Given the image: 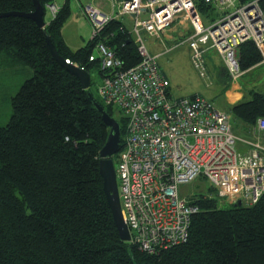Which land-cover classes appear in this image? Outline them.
<instances>
[{"label": "trees", "instance_id": "obj_1", "mask_svg": "<svg viewBox=\"0 0 264 264\" xmlns=\"http://www.w3.org/2000/svg\"><path fill=\"white\" fill-rule=\"evenodd\" d=\"M38 1L45 10L54 0ZM68 1L44 27L26 16L0 15V54L33 70L0 126V264H264V193L247 206L199 194L188 239L158 254L120 239L99 172L109 127L77 77L52 55L46 34L60 56L87 71L96 65L88 56L97 40L115 51L124 68L140 56L123 20H111L98 38L70 49L61 33ZM195 4L205 21L215 18L213 4ZM33 8L32 0H0V13ZM237 55L242 70L261 60L251 40L239 45ZM247 93L228 108L235 131H247L264 116V91ZM103 107L119 121L122 140L124 118Z\"/></svg>", "mask_w": 264, "mask_h": 264}, {"label": "built area", "instance_id": "obj_2", "mask_svg": "<svg viewBox=\"0 0 264 264\" xmlns=\"http://www.w3.org/2000/svg\"><path fill=\"white\" fill-rule=\"evenodd\" d=\"M110 1L109 11L96 0L79 3L91 24V39L98 38L111 20L126 17L133 22L129 32L140 60L124 68L101 40L88 60L102 71L99 100L119 110L125 120L114 166L121 214L130 234L127 242L158 254L188 239L192 215L198 211L196 197L182 196L180 185L202 178L211 189L200 193L203 197L215 195L221 203L246 206L258 201L264 193V116L256 119L251 136L245 137L233 129L230 113L204 96L173 95L158 54L149 52L141 31L160 39L163 53L186 43L191 62L202 75L205 50L216 49L229 76L236 79L243 72L237 55L243 42L253 41L264 63V7L258 0H204L220 12L204 25L195 0ZM47 8L52 17L59 10L54 2ZM144 13L147 17H142ZM187 22L192 28L189 35L168 34L187 28ZM167 37L171 45L164 44Z\"/></svg>", "mask_w": 264, "mask_h": 264}, {"label": "rangeland", "instance_id": "obj_3", "mask_svg": "<svg viewBox=\"0 0 264 264\" xmlns=\"http://www.w3.org/2000/svg\"><path fill=\"white\" fill-rule=\"evenodd\" d=\"M64 0H54L57 4L61 5ZM86 0H69L70 3V15L65 19L61 33L69 41L80 39L83 44L91 39L92 28L88 19L81 12L79 3H83ZM104 10L109 11L111 9V1L104 0ZM116 2V0H114ZM117 3V2H116ZM214 15L217 17L220 15L218 10H214ZM45 19L50 17L49 10L45 13ZM142 17H147V13L142 14ZM123 22L127 25L128 30L132 29L133 22L128 18H123ZM204 25H208V21L203 19ZM187 28L177 29V33L180 35H189L192 32V28L189 27V23H185ZM144 43L150 53L164 50V46L155 35L149 34L147 31H141ZM178 34V35H179ZM180 37V36H178ZM206 45V44H205ZM169 52V51H168ZM166 53V52H165ZM163 53L161 56L158 54V63L161 69H163L171 83V88L176 95L201 92L205 97H208L214 101L215 105L221 108L227 107L224 104L222 82H218L219 71L223 68V60L218 51L214 48H208L204 52L205 58V74L202 75L199 70L193 65L190 59V50L187 44L177 46L176 49L169 53ZM32 68L28 65L22 64L9 53L3 51L0 54V126L5 125L12 114L11 99L17 92L21 83L31 77ZM90 72V85L89 88L95 96L97 94V87L101 81L102 75L99 68L96 65H92L89 68ZM211 76V77H210ZM229 82V81H228ZM227 85V83H226ZM225 85V86H226ZM262 91H264L262 89ZM231 94V93H230ZM232 97V95H231ZM230 104H228L229 107ZM116 117L121 116V112L117 109L113 110ZM238 131H241L239 128ZM244 131V130H243ZM241 131V132H243ZM249 137V135H245ZM239 148L244 151V147ZM114 165L116 166L117 153L113 156ZM207 182L202 178L180 185L179 191L182 196L190 198L191 196L197 197L200 193L209 192L207 188ZM200 194V195H202Z\"/></svg>", "mask_w": 264, "mask_h": 264}, {"label": "water", "instance_id": "obj_4", "mask_svg": "<svg viewBox=\"0 0 264 264\" xmlns=\"http://www.w3.org/2000/svg\"><path fill=\"white\" fill-rule=\"evenodd\" d=\"M33 10L28 13L22 12H4L0 15L15 14L20 16H26L31 18L40 27H44V13L45 10L38 0H32ZM46 43L50 49L52 55L56 60L65 67L71 74L77 77L83 89L87 90V94L92 101V104L101 112V117L103 122L109 127L108 136L103 146L99 151V172L103 178V189L106 195L108 205L110 207L114 225L118 231L120 239L123 241H128L130 238L129 230L122 218L120 199L117 185V178L115 172V166L112 156L117 152L120 141H121V130L119 121L112 116L108 111L97 101V99L88 90L90 85V73L85 68L76 66L73 63H68L66 60L60 56L51 38L46 34ZM236 204H240L237 202Z\"/></svg>", "mask_w": 264, "mask_h": 264}, {"label": "crops", "instance_id": "obj_5", "mask_svg": "<svg viewBox=\"0 0 264 264\" xmlns=\"http://www.w3.org/2000/svg\"><path fill=\"white\" fill-rule=\"evenodd\" d=\"M65 1L66 0H64L61 5L57 4L56 2L55 3L60 7V6H62L65 3ZM96 2L99 3L100 5H105L106 4V1H104V0H96ZM68 6H70L69 1H68ZM45 12H47V11H45ZM62 33H63V30H62ZM169 33L172 34L174 37H178L180 35L179 33L175 32V31L174 32L173 31L172 32H168V34ZM62 38H63L64 42L67 44V46L70 49H72V50H75V49H77V48H79V47H81V46H83V45H85L87 43V42H85V44H83L80 39H78V41H75V40L70 41V39H69V41H68L65 38V35L63 36V34H62ZM172 42L173 41L170 38L167 37L165 39L164 44L165 45H171ZM182 44H186V43H182ZM182 44H179V45H182ZM179 45H177V46H179ZM177 46L172 48L170 51H173L174 49H176ZM163 51L164 50L157 51V52L152 53V54H160V56H161L163 54ZM169 52H166V53H169ZM205 66H206V63H205ZM161 70H162V72L164 73V75L167 77V79L169 81V77H168L167 73L163 69H161ZM242 71H243L242 74L236 79H231V77L229 76V74L227 72V69H226L224 63H223V68L220 69V71H219V76H217V77H218V82L219 81L222 82V88H223L222 100H223L224 104H226V106H227L225 108H221V107L216 106L214 101H212L208 97H205V95H203L201 92H199V91H195V92L200 94V95H202V96H204L208 100L212 101L213 104L217 108L225 110V111H228V108H229L228 104H233V103L239 101L240 99L244 98V96H249L248 93H247L249 90H251V89L256 90V91H262V89L264 90V63L258 62L256 64L252 65L250 68L244 69ZM226 83H227V85H226ZM169 90L175 96H188V95L196 94V93H188V94H185V95L184 94L176 95L174 93V91L172 90V88H171L170 81H169ZM231 95H232V97H231ZM252 126H250L247 131H243L242 130L243 134L240 133V131H236V133H238V134H240L242 136H245V135L251 136V133H252L251 132V128H252Z\"/></svg>", "mask_w": 264, "mask_h": 264}, {"label": "clouds", "instance_id": "obj_6", "mask_svg": "<svg viewBox=\"0 0 264 264\" xmlns=\"http://www.w3.org/2000/svg\"><path fill=\"white\" fill-rule=\"evenodd\" d=\"M53 2H54V1H53ZM51 3H52V2H51ZM54 3H55V2H54ZM47 10H49V8L46 7L45 11H47ZM45 13H46V12H45ZM45 13H44V16H45ZM49 13H50V17H49V18H53L52 15H51L50 10H49ZM44 20H45V25H47L48 22H49V20H48V19L46 20L45 17H44ZM45 25H44V26H45ZM68 60H69V59H68ZM69 61H70V60H69ZM70 62H71V63H74V62H72V61H70ZM68 63H69V62H68ZM80 67H82V66H80ZM120 143H121V142H120Z\"/></svg>", "mask_w": 264, "mask_h": 264}, {"label": "bare ground", "instance_id": "obj_7", "mask_svg": "<svg viewBox=\"0 0 264 264\" xmlns=\"http://www.w3.org/2000/svg\"><path fill=\"white\" fill-rule=\"evenodd\" d=\"M50 3H51V2H50ZM50 3H48V4H50ZM48 4H46L45 7H47ZM169 51H170V50H169ZM65 60H66V59H65ZM90 81H91V79H90ZM97 101H98V100H97ZM99 104H100V103H99ZM227 112H228V111H227ZM229 113H230V112H229ZM230 116H231V114H230ZM231 117H232V116H231ZM255 122H256V121H255ZM231 123H232V118H231ZM254 124H255V123H254ZM254 124H253V125H254ZM252 127H253V126H252ZM261 196H262V195H261ZM220 204H223V203L220 202Z\"/></svg>", "mask_w": 264, "mask_h": 264}]
</instances>
